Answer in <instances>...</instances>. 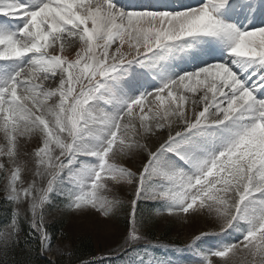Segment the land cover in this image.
<instances>
[{"label":"snow or ice","instance_id":"snow-or-ice-1","mask_svg":"<svg viewBox=\"0 0 264 264\" xmlns=\"http://www.w3.org/2000/svg\"><path fill=\"white\" fill-rule=\"evenodd\" d=\"M0 179V264L52 251V207L124 214L79 264H264V0H0ZM163 217L215 230L156 244Z\"/></svg>","mask_w":264,"mask_h":264},{"label":"rangeland","instance_id":"rangeland-1","mask_svg":"<svg viewBox=\"0 0 264 264\" xmlns=\"http://www.w3.org/2000/svg\"><path fill=\"white\" fill-rule=\"evenodd\" d=\"M2 188L3 180L0 179V200L4 199ZM117 192L122 198H127L128 189L126 187L118 188ZM1 202L2 201H0V205ZM20 210L23 214V206H21ZM56 220H63L66 227L65 234L53 239L52 251L44 255L51 260H57L59 257L63 258L68 255V253L72 251L74 244L77 243L76 241L86 236L91 237L93 242L97 245V250H100L103 255H106L122 240L126 223L123 213L111 219H105L99 216V214L91 211L73 214L63 210L62 207L49 208L46 215V223ZM4 225H2L0 229H2ZM149 227L154 228L158 234L164 230H170L172 235L176 238H178V236L181 238L183 244L187 241L189 236L197 234L201 230H215L214 222L211 218L207 217H201L192 223H178L167 217L157 218L146 227V235L147 228ZM153 243L165 245L162 242ZM210 243H214V241H210ZM205 246L209 245L206 244ZM161 249V251L165 250L167 252V254L161 256L172 258L176 261V264H188L191 260V256L188 253H180L164 248ZM153 250L156 251V248L150 249L151 252L155 253ZM147 259L148 257L145 256V260Z\"/></svg>","mask_w":264,"mask_h":264},{"label":"trees","instance_id":"trees-1","mask_svg":"<svg viewBox=\"0 0 264 264\" xmlns=\"http://www.w3.org/2000/svg\"><path fill=\"white\" fill-rule=\"evenodd\" d=\"M0 227L3 224H6L11 217L12 213V206L8 204L4 199L0 200ZM48 230L50 233H52L53 239L59 237L62 234H65V223L63 220H56L53 222L46 223ZM25 233L27 232V225H24ZM170 230H164L161 233H164L165 237L168 239L172 238ZM147 235L150 239L157 238L158 234L157 231L154 228H147ZM74 244L73 249L71 252H74L75 255L71 258L69 255H66L65 257L61 258L59 257L55 264H79V259H87L89 257H95V244L91 237L86 236ZM38 243V242H37ZM18 258H22V255L18 253ZM32 264H49V258L47 256H36L32 258Z\"/></svg>","mask_w":264,"mask_h":264}]
</instances>
